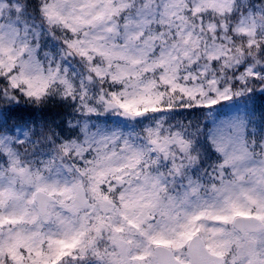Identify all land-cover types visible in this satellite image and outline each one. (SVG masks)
Returning a JSON list of instances; mask_svg holds the SVG:
<instances>
[{"label":"snow or ice","instance_id":"1","mask_svg":"<svg viewBox=\"0 0 264 264\" xmlns=\"http://www.w3.org/2000/svg\"><path fill=\"white\" fill-rule=\"evenodd\" d=\"M0 264H264V0H0Z\"/></svg>","mask_w":264,"mask_h":264}]
</instances>
